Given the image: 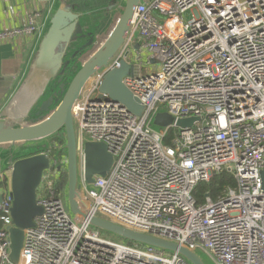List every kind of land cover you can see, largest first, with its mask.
Returning <instances> with one entry per match:
<instances>
[{
    "label": "built area",
    "instance_id": "2783aa9c",
    "mask_svg": "<svg viewBox=\"0 0 264 264\" xmlns=\"http://www.w3.org/2000/svg\"><path fill=\"white\" fill-rule=\"evenodd\" d=\"M37 17L29 13L25 26L0 37L33 34ZM121 60L131 66L122 81L140 115L99 92ZM89 83L73 108L80 143L106 144L113 162L92 183L80 172L82 207L211 264H264V0H141L120 50ZM14 96L6 116L17 115ZM159 112L172 122L154 130ZM184 118L195 120L183 128L177 120ZM50 165L37 190L41 213L24 229L17 263L9 258L11 199L3 197L0 264H189L77 220L64 203L60 161L52 157ZM221 172L235 186L196 203V185Z\"/></svg>",
    "mask_w": 264,
    "mask_h": 264
},
{
    "label": "water",
    "instance_id": "95a60500",
    "mask_svg": "<svg viewBox=\"0 0 264 264\" xmlns=\"http://www.w3.org/2000/svg\"><path fill=\"white\" fill-rule=\"evenodd\" d=\"M140 2L122 0L121 12L93 50L97 28L91 30L82 26L80 17L85 13L74 11L71 5L60 2L48 18L23 80L24 89L35 100L34 104L23 115L4 114L0 117V170H3L0 174V203L5 194L11 199V225L7 230L12 263L19 260L24 229L32 226L34 217L41 213L36 199L37 189L43 173L52 168L47 154L48 139L62 133L63 140L54 142L60 154V165L56 169L66 175L63 199L77 220L128 242L178 253L189 264H211L202 255L177 242L130 230L90 215L88 208L82 207L80 172L85 182L92 183L94 175L104 176L109 172L113 156L102 142L85 139L80 143L73 108L91 78L105 69L120 50L129 33L134 7ZM130 69V64L121 60L118 67L105 73L99 92L119 101L133 115H140L142 106L122 81ZM117 93L122 94V99L116 97ZM156 119L162 127L172 122L171 116L165 112L158 114ZM194 120L184 118L177 123L184 128Z\"/></svg>",
    "mask_w": 264,
    "mask_h": 264
},
{
    "label": "crops",
    "instance_id": "0c3cea01",
    "mask_svg": "<svg viewBox=\"0 0 264 264\" xmlns=\"http://www.w3.org/2000/svg\"><path fill=\"white\" fill-rule=\"evenodd\" d=\"M57 3H59L58 0ZM42 8L43 3L40 0H0V32L25 26L27 15L31 11ZM47 24L48 18L45 19L44 26L33 34H25L21 37H0V113L2 115L5 103L13 95L18 94L20 98H23L19 113L16 111L17 115H23L34 104L35 100L24 89L23 80L29 71ZM49 159L51 160L50 156ZM2 171L0 170V174Z\"/></svg>",
    "mask_w": 264,
    "mask_h": 264
},
{
    "label": "rangeland",
    "instance_id": "374dc122",
    "mask_svg": "<svg viewBox=\"0 0 264 264\" xmlns=\"http://www.w3.org/2000/svg\"><path fill=\"white\" fill-rule=\"evenodd\" d=\"M59 3L62 2L63 0H58ZM63 2H66L68 4L69 0H65ZM121 0H119V4H120ZM57 3V0H49L47 1L44 5H43V8L41 10H34V11H31L30 12V15L31 16H34L36 13H38V17L37 19L35 20V26H36V31H39V28H42L44 26V23H45V19L48 15L51 14V12L58 6ZM190 13L191 11H188L187 13L184 14V18L185 19H189L190 18ZM87 14V13H86ZM85 14V15H86ZM109 15V16H108ZM118 16V15H117ZM101 19H99V21L101 22L100 23V31H99V34L97 36V42L94 44V46L92 47V50L93 48H95L99 42L103 39V36L108 32L110 26L113 24V22L115 21V19L117 18L116 17V12L115 11H111L109 12L108 14L106 12L101 13V15L99 16ZM38 20H40V23H38ZM91 50L88 52L90 53ZM85 57V56H84ZM89 83V82H88ZM87 83V84H88ZM90 84V83H89ZM89 84L87 85V88L89 86ZM17 97V101H16V105L14 107V110H16L18 113H19V110H20V106H21V102L23 100V98H20L19 95H15L14 98ZM116 97L118 99H122V94L121 93H117ZM9 102H11L10 100V97L9 99L7 100V102L5 103V107L4 109H6L8 106H9ZM7 104V105H6ZM161 112L157 113L154 115L153 119L151 120V127L154 129V130H160L161 127L157 124V116L158 114H160ZM7 116H12V115H7ZM85 139H88V137H85ZM63 140V136H62V133H59L55 136H52L51 138L48 139V150H49V155L52 157H55L56 161H60V154L58 153V146H56L54 144L55 141H62ZM52 152V153H51ZM60 153H62L61 151H59ZM59 154V155H58ZM45 177L47 176H51V172L48 170V171H45L44 173ZM106 234V233H105ZM108 235V234H107ZM108 236H111V235H108ZM115 237V236H114ZM138 246H142V245H138Z\"/></svg>",
    "mask_w": 264,
    "mask_h": 264
},
{
    "label": "flooded vegetation",
    "instance_id": "af4514ba",
    "mask_svg": "<svg viewBox=\"0 0 264 264\" xmlns=\"http://www.w3.org/2000/svg\"><path fill=\"white\" fill-rule=\"evenodd\" d=\"M88 2H91L92 4H88ZM68 4L73 7L74 11L77 10L85 14L87 13L86 15L80 17L82 26L85 29L91 30L97 28L96 36H98L100 31L99 29L101 22L99 19L101 18L99 16L101 13L104 14V12H106L108 14L111 11H115L117 17V15L121 12V7L123 6L122 0L120 4L119 0H81V3L77 2L76 0H69Z\"/></svg>",
    "mask_w": 264,
    "mask_h": 264
},
{
    "label": "trees",
    "instance_id": "16d2710c",
    "mask_svg": "<svg viewBox=\"0 0 264 264\" xmlns=\"http://www.w3.org/2000/svg\"><path fill=\"white\" fill-rule=\"evenodd\" d=\"M81 3V0H76ZM88 4H92L88 2ZM82 8V7H81ZM49 152V150H48ZM52 153V152H51ZM66 181V175L61 174V185L64 186ZM234 180L230 174L221 172L214 174L208 181L199 182L193 190V197L196 203H202L204 201L205 194L207 193L212 200H217L219 196L223 194L227 187H234ZM126 241V240H125ZM134 245L133 242H128Z\"/></svg>",
    "mask_w": 264,
    "mask_h": 264
}]
</instances>
